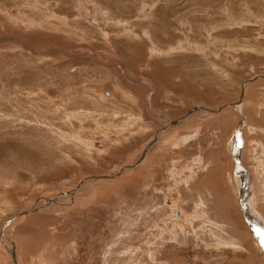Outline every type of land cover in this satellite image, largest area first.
<instances>
[{
  "label": "rangeland",
  "instance_id": "374dc122",
  "mask_svg": "<svg viewBox=\"0 0 264 264\" xmlns=\"http://www.w3.org/2000/svg\"><path fill=\"white\" fill-rule=\"evenodd\" d=\"M262 221L264 0H0V264H264Z\"/></svg>",
  "mask_w": 264,
  "mask_h": 264
},
{
  "label": "crops",
  "instance_id": "0c3cea01",
  "mask_svg": "<svg viewBox=\"0 0 264 264\" xmlns=\"http://www.w3.org/2000/svg\"><path fill=\"white\" fill-rule=\"evenodd\" d=\"M206 165V164H205ZM185 181H187V180H185ZM249 193V192H248ZM250 194V193H249ZM60 194H58L56 197H58ZM166 199V201H168V198H165ZM173 200H175V199H173ZM250 198H249V195H248V197H247V201L250 203ZM71 201H73V204L72 205H74V203L77 201V198H75V197H72L71 198ZM176 201V200H175ZM242 201H243V199H242ZM167 203V202H166ZM243 203V202H242ZM61 204V203H60ZM178 210V209H177ZM170 211L171 210H169V212H168V217H170L169 215H170ZM179 211V210H178ZM181 213V212H180ZM184 216H182L181 218L179 217V215H178V218L177 219H174V220H172L173 221V223H174V221H176L177 220V222H175L174 223V226H176L179 222H183V218ZM171 218V217H170ZM172 219V218H171ZM235 236L237 235V234H234ZM169 238H171V240H173V241H177L178 242V237H177V234H176V232H174V230L173 229H171L170 230V237ZM172 244H174V242H172ZM164 255V253H157L156 254V257H162ZM180 257H172V256H168L167 257V259H165V262H167V263H169V264H180V262H185V261H183V260H181V259H179ZM164 260V259H163ZM162 260V261H163ZM235 262V263H234ZM233 262V264H238V263H240V262H238V261H234ZM185 263H187V262H185Z\"/></svg>",
  "mask_w": 264,
  "mask_h": 264
},
{
  "label": "bare ground",
  "instance_id": "6f19581e",
  "mask_svg": "<svg viewBox=\"0 0 264 264\" xmlns=\"http://www.w3.org/2000/svg\"><path fill=\"white\" fill-rule=\"evenodd\" d=\"M99 178H102L101 176H98ZM111 176H109V175H105V178H110ZM247 178H248V176H247ZM246 188H247V185H246ZM247 192V189H243V188H241V192H240V196L242 197V199H244L243 197H246L247 196V194L249 195V193H247V194H245ZM171 200V204H169L168 203V206L170 207V208H174L175 207V200H173V199H170ZM173 210H177V208H174ZM249 210H250V208H249ZM178 211V210H177ZM251 211V210H250ZM178 213H179V211H178ZM252 213H253V211H252ZM261 213H263V212H261ZM253 214H255V213H253ZM257 217H259L258 215H257ZM259 219H260V217H259ZM260 224V232H262L263 231V228H264V223H263V221L262 222H260L259 223ZM257 230V229H256ZM254 233V232H253ZM250 235V234H249ZM251 236V235H250Z\"/></svg>",
  "mask_w": 264,
  "mask_h": 264
},
{
  "label": "water",
  "instance_id": "95a60500",
  "mask_svg": "<svg viewBox=\"0 0 264 264\" xmlns=\"http://www.w3.org/2000/svg\"><path fill=\"white\" fill-rule=\"evenodd\" d=\"M101 177H102V178H105V176H101ZM171 215H172V216H178L179 213H178L177 210H172ZM245 218H246L247 222L249 223L250 227L255 228V229H257V228L259 227L258 223H255V222L251 221V220L248 219L247 217H245ZM6 224H7V222L4 223L3 226H5Z\"/></svg>",
  "mask_w": 264,
  "mask_h": 264
}]
</instances>
